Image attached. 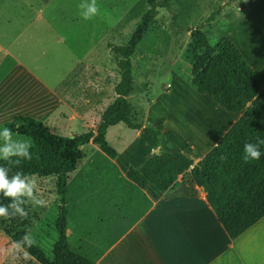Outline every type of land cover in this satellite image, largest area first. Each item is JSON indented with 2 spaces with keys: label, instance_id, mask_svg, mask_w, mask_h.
<instances>
[{
  "label": "crops",
  "instance_id": "0c3cea01",
  "mask_svg": "<svg viewBox=\"0 0 264 264\" xmlns=\"http://www.w3.org/2000/svg\"><path fill=\"white\" fill-rule=\"evenodd\" d=\"M250 2L260 13L255 27L248 19L237 34L244 8L230 6L211 30L216 41L228 39L235 45L264 85V0ZM80 3L0 0V130L15 117H26L44 123L54 134L73 136L92 129L115 98L119 73L108 44L125 45L114 40L123 33L115 31L116 7L105 3L108 13L83 21ZM147 49L139 51L137 72V48L131 58L136 84L146 85L137 91L138 106L145 121L160 132L162 151L197 163L242 112L225 110L191 86L206 54L196 61L174 38L161 49ZM13 139L32 143L16 133ZM105 140L116 156L108 158L93 143L83 146L85 157L69 174V184L79 176L88 184H77L74 191L70 187L66 198L69 242L74 215V244L95 248V264H264V217L231 239L194 183L191 169L176 176L166 192L152 185L139 189L126 173L140 167L154 150L121 122L107 128ZM122 221L126 223L117 229L111 225Z\"/></svg>",
  "mask_w": 264,
  "mask_h": 264
},
{
  "label": "trees",
  "instance_id": "16d2710c",
  "mask_svg": "<svg viewBox=\"0 0 264 264\" xmlns=\"http://www.w3.org/2000/svg\"><path fill=\"white\" fill-rule=\"evenodd\" d=\"M169 1L145 0L148 10L128 42L124 46L108 44L119 80L113 89L115 98L102 111L92 129L73 136H61L31 118L15 117L5 124L12 133L32 141L33 159L24 162L20 168L14 167L10 175L22 171L36 179H51L59 201L54 221L56 238L51 246V255H46L35 244L27 248L29 256L39 264H95L96 249L70 243L66 233L69 174L75 172L78 163L85 157L82 147L89 143L97 145L108 158L116 156L105 140V133L109 126L119 122L138 131L151 149L159 151L140 167L131 168L126 173L127 180L139 189L152 185L159 192H166L173 187L176 176L191 169L194 183L205 193L218 222L231 239L237 238L264 217V155L250 163H244L241 158L246 142L255 143L257 137L264 138V85L230 40H219L212 45L205 32L199 29L188 31L207 55L191 79V86L197 93L209 95L225 110L242 112L201 161L194 163L185 155L162 151L159 148L160 132L145 121L144 110L138 106L137 91L143 92L146 85L140 84L138 89L132 74L131 58L141 40L149 34L157 10H168ZM236 1L238 7L244 8L242 0ZM219 14V11L212 12L206 19L207 23L215 21ZM210 34L213 35L211 27ZM261 151L264 153V146H261ZM3 163L0 161V164ZM8 203L0 196V205ZM0 227L13 243L30 233L27 217L23 220L0 218Z\"/></svg>",
  "mask_w": 264,
  "mask_h": 264
},
{
  "label": "rangeland",
  "instance_id": "374dc122",
  "mask_svg": "<svg viewBox=\"0 0 264 264\" xmlns=\"http://www.w3.org/2000/svg\"><path fill=\"white\" fill-rule=\"evenodd\" d=\"M245 1V8L242 12L244 19L237 25L236 32H240L242 23L248 19V21H252L253 27H255V24L257 23V20L260 16L259 11H255V8L252 7L250 0ZM105 3H111L113 6L115 5L116 9H114L112 14L116 21L115 31L117 32L123 30V33L121 31L122 38L118 37L117 39H114L115 43L126 44L131 34L139 24L142 15L148 10L145 0H99L100 12L104 15L105 13H108ZM169 5L170 7L168 10L163 8H159L157 10V15L151 22L149 34H147L141 40V44L137 46V50L134 55V63L136 67L135 72L138 71L140 50H142L144 47L148 48V51H152L155 47L161 49L164 46H168L172 38L177 39L179 44L185 47L187 52L191 53V57L193 59H196V61H203L205 52L190 37V32L188 31L199 29L206 33L212 45L215 44L217 41L214 39V36L210 34L212 22L207 23V17L212 12L216 13L219 11V13H221L226 7L237 6V1L170 0ZM77 10L80 11L78 6ZM108 11L110 12V10ZM108 15L112 16L110 14ZM261 31L262 29L259 30V34H261ZM239 32L237 34H239ZM253 33H256V29L254 28ZM139 88L140 85L138 89ZM142 101L144 102L143 98ZM86 151H89V149L86 148ZM79 177L80 178L78 180L75 178L70 186L73 191L76 190L77 184L81 183V185H84L86 183L84 178L81 176ZM34 179L37 183L36 194L39 198L45 201V204L43 206H36L29 203L26 206V210L28 212L27 227L30 229V234L36 241L35 245H38L40 248H42L46 255H51V246L54 242V239L56 238L53 224L57 216V203L59 201L54 192V185L51 179ZM71 217H73L72 219L76 218L74 215ZM72 219L70 221V225H68V234L70 235V240L73 244L75 241V236L71 234L72 232H75V226L77 225L73 224ZM96 219H100L98 215ZM97 220L95 222H98ZM124 223L126 222L122 221L111 225H116L115 229H117L119 228L117 225H123ZM12 245L13 242L0 227V264H39L34 258L30 256L28 258H24L23 254L18 253L12 247Z\"/></svg>",
  "mask_w": 264,
  "mask_h": 264
},
{
  "label": "clouds",
  "instance_id": "9594fccd",
  "mask_svg": "<svg viewBox=\"0 0 264 264\" xmlns=\"http://www.w3.org/2000/svg\"><path fill=\"white\" fill-rule=\"evenodd\" d=\"M79 15L83 21L94 19L100 14V6L97 0H81L78 5ZM261 146H264V138L257 137L255 143L246 142L243 146L242 161L250 163L258 161L261 155ZM32 143L27 139H13L10 128L0 130V196L9 201L7 205H0V218H19L21 220L28 216L26 206H43L45 201L36 194V180L22 171H16L10 175L12 169L20 168L24 162L33 159L31 151ZM223 159V157H221ZM36 243L30 233H26L20 241L13 243L12 247L28 258L30 253L27 248Z\"/></svg>",
  "mask_w": 264,
  "mask_h": 264
},
{
  "label": "water",
  "instance_id": "95a60500",
  "mask_svg": "<svg viewBox=\"0 0 264 264\" xmlns=\"http://www.w3.org/2000/svg\"><path fill=\"white\" fill-rule=\"evenodd\" d=\"M154 153H155V154H158V153H159V151H158V150H156V151H154Z\"/></svg>",
  "mask_w": 264,
  "mask_h": 264
}]
</instances>
